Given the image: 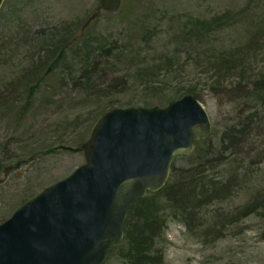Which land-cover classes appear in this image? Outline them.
I'll list each match as a JSON object with an SVG mask.
<instances>
[{"label": "rangeland", "instance_id": "374dc122", "mask_svg": "<svg viewBox=\"0 0 264 264\" xmlns=\"http://www.w3.org/2000/svg\"><path fill=\"white\" fill-rule=\"evenodd\" d=\"M98 5L4 0L0 222L84 161L81 151L66 147L82 143L112 107L164 106L183 85L194 84L211 119L210 138L218 143L240 127L254 103L252 87H264V0H122L118 10H100L85 25ZM221 57L242 65L219 86L206 78L210 71H202L213 68L208 60ZM32 71L38 84L24 87L23 76ZM256 98L262 121L250 136H238L215 170L226 177L237 172L240 180L250 169L243 189L233 185L226 198L195 213L190 226L174 214L162 215L154 251L162 264H264V92ZM191 162L177 157L174 165ZM120 242L100 264H127V243Z\"/></svg>", "mask_w": 264, "mask_h": 264}, {"label": "water", "instance_id": "95a60500", "mask_svg": "<svg viewBox=\"0 0 264 264\" xmlns=\"http://www.w3.org/2000/svg\"><path fill=\"white\" fill-rule=\"evenodd\" d=\"M120 5L121 0H99L85 25L98 11ZM211 135L208 111L192 94L164 106L107 110L82 143L66 147L81 151L84 161L0 222V264H100L122 240L134 201L161 189L175 159ZM31 158L5 166L3 173Z\"/></svg>", "mask_w": 264, "mask_h": 264}, {"label": "trees", "instance_id": "16d2710c", "mask_svg": "<svg viewBox=\"0 0 264 264\" xmlns=\"http://www.w3.org/2000/svg\"><path fill=\"white\" fill-rule=\"evenodd\" d=\"M212 29L208 32L210 33ZM208 61L213 64V68L204 69L202 74L210 71V75L206 78L212 84H219V86L223 85L222 82L232 74L233 70L242 65L241 62L226 57L212 62ZM32 72L23 76L21 85L24 87L32 85V88L37 86L38 82L34 80L37 71ZM171 72L176 74L178 71L174 69ZM257 88L252 87L254 103L249 106L251 109L248 107V112L240 122L239 128L233 129L234 132L232 131L231 134H223L218 143H215L211 138L197 141L193 151L189 155H184L188 159H193V162L184 166H176L173 163L171 174L161 189L149 192L134 201L124 224V237L120 242V244L123 241L127 243V251L122 253L127 264H162L160 259L155 257L156 252H154L159 248L158 244L160 245L161 234L157 224L161 221L162 215L174 214L180 221L190 226L195 213L201 215L200 212L210 204L226 198L233 185L238 187V191L243 189L242 182L249 178L250 169L245 168L244 170L242 164L237 166L242 168L245 173L240 180L237 172L226 177L222 173H215V170L225 163L227 156L224 153L232 151L233 146L231 145H237L239 137L250 136V128L254 129L262 121L261 110L260 108L256 109L255 101H257L256 97L259 93L264 92V87ZM180 91V95L176 98L184 94H192L201 100L200 92L194 84H185L180 88ZM225 141L228 142L224 143ZM235 215L236 212L233 213V216ZM117 244L119 243L112 244L108 250Z\"/></svg>", "mask_w": 264, "mask_h": 264}]
</instances>
